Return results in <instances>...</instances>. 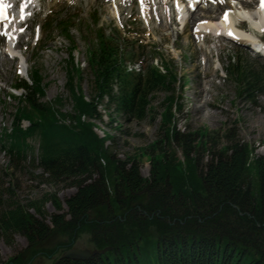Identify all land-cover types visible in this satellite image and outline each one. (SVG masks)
<instances>
[{
    "label": "trees",
    "instance_id": "trees-1",
    "mask_svg": "<svg viewBox=\"0 0 264 264\" xmlns=\"http://www.w3.org/2000/svg\"><path fill=\"white\" fill-rule=\"evenodd\" d=\"M118 35L99 30L89 50V98L74 82L82 79V67L70 58L67 85L73 112L62 111V97L40 100L44 90L38 69L32 84L18 83L26 93L19 97L12 126L0 135L4 150L24 160L35 148L29 140L37 139L38 165L49 181L74 186L76 192L65 200L66 212L56 193L26 204L10 200L0 211V236L10 242L22 234L33 246L54 231L69 237L47 249L48 256L71 247L83 233L90 234L94 247H112L88 260L58 257L52 264H264V157H254L251 146L230 130L221 134L223 146L211 144L215 137L208 131L195 137L181 132L173 109L174 66L163 62V68L149 64L141 72L128 70L127 61L136 53ZM228 72L248 94L264 82V67L241 60L231 63ZM162 90L169 93L161 112L167 139L148 147L153 169L145 178L135 156H116L95 121H103L100 106L107 114L113 109L144 120L156 112L151 95ZM201 149L210 154L206 162L195 155ZM48 200L60 212L50 214L52 226L46 222ZM27 263L18 255L6 264Z\"/></svg>",
    "mask_w": 264,
    "mask_h": 264
},
{
    "label": "rangeland",
    "instance_id": "rangeland-1",
    "mask_svg": "<svg viewBox=\"0 0 264 264\" xmlns=\"http://www.w3.org/2000/svg\"><path fill=\"white\" fill-rule=\"evenodd\" d=\"M23 2L25 0H14L11 4L17 24L14 40L8 42L4 34H0V135L4 128L12 126L19 105L18 97L26 93L23 88L11 87L21 80L32 84L36 69L42 77L44 90L40 100L46 102L62 97V111L73 112V101L67 85V67L73 57L74 63L82 67V79L76 78L74 82L80 84L85 97L89 98L93 78L87 63L89 50L97 43L99 30L109 33L110 28H114L113 23L120 28L118 30L122 35L127 33L125 27H121V22H124L128 28L137 31L135 44L146 46L141 49L142 54L137 57V62L128 66V70L133 68L138 71L148 63L162 67L166 62L174 66L177 80L174 84L176 103L173 109L176 107L175 123L181 132L191 133L195 137L196 133L208 131L215 137L210 139L211 144L223 146L226 139L221 134L230 130L251 146L254 157H264V82L259 90L248 94L242 92L244 86L228 72L231 63L239 60L263 67L264 58L223 36L194 31L200 19L220 21L223 10L232 8V23L250 32L249 19L258 16L257 0L205 1L198 4L193 12L186 11L184 7L182 22L179 20L180 9L174 10L172 0H147L143 17L139 13L138 0H30L19 12ZM247 13L251 17L245 18ZM117 14L121 19L117 18ZM262 36L264 39V33ZM261 52H264L263 46ZM10 93L15 98L9 96ZM167 95L169 93L163 90L151 95L150 106L156 112L144 120L117 115L113 109L107 114L105 107L100 106L103 121H95L96 131L100 136L108 135L106 143L116 156L121 160L135 156L145 178L151 177L153 169L148 147L154 141L165 142L167 139V126H164L161 117ZM29 123L28 120L22 121L24 127ZM205 140L208 144V137ZM29 142L35 147L34 151L28 153L26 159L19 160L4 150L0 141V211L7 207L10 200L26 204L42 198L46 193H56L66 212L65 200L76 192V187L49 181L48 173L38 165V140ZM173 145L177 148L178 158L182 160L179 144L175 142ZM195 155L204 162L210 158L205 149ZM251 173L255 176L254 169ZM45 210L48 213L46 222L51 225L50 214L60 212L49 200ZM63 240H69V237L57 231L36 246L30 245L22 234H15L10 242L0 236V264H6L18 255L28 260L27 264H52L70 247L58 250L51 256L46 255L45 251L55 248ZM72 246L94 247L88 233L78 236ZM35 250L39 252L35 253Z\"/></svg>",
    "mask_w": 264,
    "mask_h": 264
},
{
    "label": "bare ground",
    "instance_id": "bare-ground-1",
    "mask_svg": "<svg viewBox=\"0 0 264 264\" xmlns=\"http://www.w3.org/2000/svg\"><path fill=\"white\" fill-rule=\"evenodd\" d=\"M5 3L6 2H9V0H3ZM153 1V0H152ZM190 1V4L191 5H195V1L196 0H189ZM153 3V2H152ZM153 4H155V3H153ZM152 4V5H153ZM23 9H24V7L23 6H21ZM185 8H186V6H185ZM23 9H18V11L19 12H22L23 11ZM258 10V16H255V17H253V19L251 20V18L249 19L250 20V24H251V27H252V29H251V33L250 32H247V31H244L243 29H240V28H238V27H236L233 23H232V18L230 17V15H229V17H228V20H229V22L228 23H225V21H214V22H211V21H204L203 20V22H201L202 24H201V27L203 28V29H205V30H207V31H213V33L214 32H222V33H227L228 32V30L229 29H231L232 30V32L235 34V37H237L236 39H238V40H240V41H242V42H244V43H249V44H251L252 45V47H253V49L255 50V51H259L260 53H262L261 51H262V45H261V43L259 42V40H258V37H259V35L257 34L258 32H262L263 30H264V9H262L261 7L260 8H258L257 9ZM244 14V13H243ZM246 14V13H245ZM247 15H248V13H247ZM249 16H250V14L248 15V16H244L245 18H249ZM241 17V16H240ZM251 17V16H250ZM245 18H243V19H245ZM247 21H248V19H247ZM206 22V23H205ZM4 22H2V23H0V26L3 24ZM6 24H4V26L5 25H7L8 26V29L9 30H12V32L11 33H14V30H13V28L10 26V24L11 25H13L12 23H13V20H12V18H10L8 21H6L5 22ZM9 34V33H8ZM14 35V34H13ZM13 35H9V37H10V39H8V42H11V41H13L14 40V36ZM260 49H261V51H260ZM264 49V48H263Z\"/></svg>",
    "mask_w": 264,
    "mask_h": 264
},
{
    "label": "water",
    "instance_id": "water-1",
    "mask_svg": "<svg viewBox=\"0 0 264 264\" xmlns=\"http://www.w3.org/2000/svg\"><path fill=\"white\" fill-rule=\"evenodd\" d=\"M66 204V202H65ZM67 205V204H66ZM112 247L107 246L105 248H80L77 246H72L69 249L65 250L59 259H73V260H88L91 257H94L96 255H101L108 250H110Z\"/></svg>",
    "mask_w": 264,
    "mask_h": 264
},
{
    "label": "snow or ice",
    "instance_id": "snow-or-ice-1",
    "mask_svg": "<svg viewBox=\"0 0 264 264\" xmlns=\"http://www.w3.org/2000/svg\"><path fill=\"white\" fill-rule=\"evenodd\" d=\"M213 2H215V0H213ZM221 2H223V0H221ZM192 6L194 7V4ZM6 7H8V5L2 3V0H0V9L6 8ZM260 7L262 9H264V0H260ZM223 18L225 20V23L229 22V20H228V11L227 10L225 11ZM21 30H23V29H21ZM227 34L230 35V36H233V38H237V37H235V34L232 32L231 29L228 30Z\"/></svg>",
    "mask_w": 264,
    "mask_h": 264
}]
</instances>
